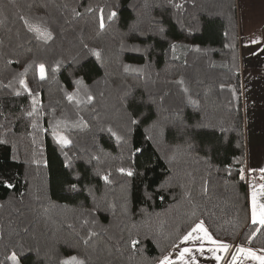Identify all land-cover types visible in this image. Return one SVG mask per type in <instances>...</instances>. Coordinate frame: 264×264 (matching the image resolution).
<instances>
[{
    "label": "trees",
    "instance_id": "obj_1",
    "mask_svg": "<svg viewBox=\"0 0 264 264\" xmlns=\"http://www.w3.org/2000/svg\"><path fill=\"white\" fill-rule=\"evenodd\" d=\"M199 223L264 252L235 0H0V264H157Z\"/></svg>",
    "mask_w": 264,
    "mask_h": 264
},
{
    "label": "crops",
    "instance_id": "obj_2",
    "mask_svg": "<svg viewBox=\"0 0 264 264\" xmlns=\"http://www.w3.org/2000/svg\"><path fill=\"white\" fill-rule=\"evenodd\" d=\"M235 8L244 102L249 221L253 223L252 196L255 192L256 223L260 224V205H264V0H235ZM199 225L203 226L212 240L228 245V250H220L217 244H213L204 236V232L191 231L190 239L185 241L182 238L157 264L165 257H168L172 264H259L258 260L238 253L239 248L250 249L256 256H264L263 251L220 242L210 234L203 223ZM185 248L191 251L185 254L182 261L180 253ZM217 256L221 259L217 260ZM233 257H236L235 261Z\"/></svg>",
    "mask_w": 264,
    "mask_h": 264
},
{
    "label": "snow or ice",
    "instance_id": "obj_3",
    "mask_svg": "<svg viewBox=\"0 0 264 264\" xmlns=\"http://www.w3.org/2000/svg\"><path fill=\"white\" fill-rule=\"evenodd\" d=\"M112 16H115V13H112ZM101 26L103 27V24H101ZM258 41H253V43H257ZM96 55L98 56L99 54L96 53ZM44 67L41 65L40 66V73H41V79H44ZM23 83V82H22ZM79 83V81H78ZM69 99H71V97H69ZM133 123H135V121H133ZM64 144H67L68 142L62 141ZM120 171H124L123 169H121ZM128 175H132L131 172L127 173ZM243 178V177H242ZM105 179L107 180V177H105ZM9 187H11V185H8ZM252 219H253V223L257 222V205H256V193L253 192V196H252ZM259 223L261 225H264V205H260V213H259ZM196 231H201L204 232V236L211 241L213 244H217V247L220 250L223 251H227L228 250V245L226 244H222V243H218L215 240H212V237L208 235L207 231L203 228L202 225H197L196 228H194L192 230V232H196ZM192 237V233L190 232L187 236L184 237V240L187 241L188 239H190ZM136 241H133V245H135ZM190 249L185 248L181 253H180V259L183 261L184 260V256L186 253H190ZM238 253L243 254L247 257H251L254 260H258L259 264H264V256H256L254 252H252L250 249H244V248H239ZM10 259L13 261V264H18L17 262V258L15 256V254H13ZM217 260H220L221 257L217 256L216 257ZM236 260V257H233V261ZM63 264H82V262L78 261L75 257H71L68 260H65L63 262ZM160 264H172V262L168 259V257H165Z\"/></svg>",
    "mask_w": 264,
    "mask_h": 264
},
{
    "label": "rangeland",
    "instance_id": "obj_4",
    "mask_svg": "<svg viewBox=\"0 0 264 264\" xmlns=\"http://www.w3.org/2000/svg\"><path fill=\"white\" fill-rule=\"evenodd\" d=\"M247 175H248V174H247V171H246V176H247ZM236 244H237V243H236ZM230 245H232V244H230ZM172 249H173V248H172ZM172 249H171V250H172ZM171 250H170V251H171ZM170 251H169V252H170ZM169 252H168V253H169ZM168 253H167V254H168ZM167 254H166V255H167ZM166 255H165V256H166Z\"/></svg>",
    "mask_w": 264,
    "mask_h": 264
}]
</instances>
